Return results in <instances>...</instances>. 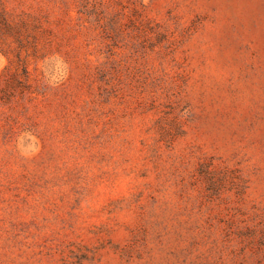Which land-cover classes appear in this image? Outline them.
<instances>
[{"label": "rangeland", "instance_id": "rangeland-1", "mask_svg": "<svg viewBox=\"0 0 264 264\" xmlns=\"http://www.w3.org/2000/svg\"><path fill=\"white\" fill-rule=\"evenodd\" d=\"M0 264H264V0H0Z\"/></svg>", "mask_w": 264, "mask_h": 264}]
</instances>
